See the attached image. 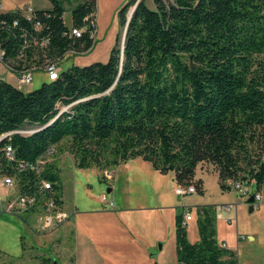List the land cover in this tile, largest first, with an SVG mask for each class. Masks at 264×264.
Here are the masks:
<instances>
[{"label": "trees", "instance_id": "1", "mask_svg": "<svg viewBox=\"0 0 264 264\" xmlns=\"http://www.w3.org/2000/svg\"><path fill=\"white\" fill-rule=\"evenodd\" d=\"M51 1L52 7L38 12L40 30L17 10L0 13V43L16 70L40 68L47 59L60 63L71 49L93 46L90 31L68 34L63 0ZM70 1L75 26L85 25L97 10V0ZM152 2L130 0L122 7L124 43L119 33L107 61L73 65L29 92L0 82L2 179L15 176L24 193L37 192L42 179L51 180L62 202L55 161L47 158L40 169L18 170L3 150L9 141L18 160L36 162L67 150L77 167L107 170L141 158L162 173L173 172L178 185L194 183L200 193L205 185L196 171L207 164L225 190L232 188L228 179L262 188L264 0ZM45 37V46H26L20 55L26 42ZM26 124L33 132L16 131ZM9 131H14L9 140L1 136ZM197 212L200 238L194 242L184 211L177 214L179 262L239 264L237 252L217 237L216 207L199 205Z\"/></svg>", "mask_w": 264, "mask_h": 264}, {"label": "rangeland", "instance_id": "2", "mask_svg": "<svg viewBox=\"0 0 264 264\" xmlns=\"http://www.w3.org/2000/svg\"><path fill=\"white\" fill-rule=\"evenodd\" d=\"M2 1L6 7L24 3L53 5L51 0ZM129 1L97 0L98 29L93 46L84 51H68L60 61L61 71L73 65L108 60L118 34L124 37L120 10ZM62 2L67 8L65 21L69 26L74 2ZM147 3L153 6L152 0ZM8 69L0 63V76L19 87L18 77ZM46 81L47 70L38 68L34 80L22 85L21 90L32 91ZM24 127L33 128L29 124ZM47 158L54 160L60 170L62 197L66 210L72 213V223L69 218L55 227H44L42 207L17 215L0 212V264H53L55 259L59 264H181L177 256L175 209L183 212L191 207L194 212L198 204L228 203L237 207V219H218V238L234 245L239 264H264V184L261 204L250 211L248 197L235 188L223 189L211 165H199L196 171V178L204 180L205 192L183 195L175 191L178 184L172 180V172L162 173L141 158L107 170L77 167L67 150H57ZM111 187L113 190L108 191ZM250 189L252 193L257 191L254 186ZM8 191L0 177V192ZM90 229L98 232L87 238L84 230L92 232ZM159 234L163 239H157ZM188 234L193 242L200 238L197 218L189 220ZM250 234L255 238L250 239ZM85 245L92 251L86 253Z\"/></svg>", "mask_w": 264, "mask_h": 264}, {"label": "built area", "instance_id": "3", "mask_svg": "<svg viewBox=\"0 0 264 264\" xmlns=\"http://www.w3.org/2000/svg\"><path fill=\"white\" fill-rule=\"evenodd\" d=\"M47 8L45 7H38L32 3H24L23 5H18L14 11H19L24 17L29 19L30 21L34 22L35 28L37 30H40L42 28V22L38 19V12L40 11H46ZM9 10L6 9L5 4L2 0H0V13L7 12ZM96 15L97 11L90 16H87L86 20L88 21L85 25L79 27L75 26L73 24L69 25L68 34L72 37H80L85 32L90 31L92 37L96 36V31L98 29L97 21H96ZM14 24H18V19L14 21ZM24 35H28V32L26 30L23 31ZM49 42V38L45 37L40 39H35L31 43H27L24 45V47L21 50L20 55H24L23 49H25L26 46L31 45H40L45 46ZM70 51H77L74 49H71ZM6 50L0 43V63H2L6 68H9L8 70L12 73H14L18 77L19 87L22 89V85L31 83L34 80V71L38 69L37 66H32L31 68H22L19 70H16L14 66L9 62V60L5 59ZM44 69L47 70L49 80H54L59 77L61 72V67L59 61H52L50 59H47L45 63L42 66ZM41 68V67H40ZM1 81H7V79L4 76H0V82ZM34 129L30 128H22L18 129L16 131H19L21 133H29L32 132ZM14 131H9L1 135L5 139H10V135ZM3 150L7 156V158L10 161L16 162V167L18 170H25V169H40L42 165H44L47 162V157L42 156L40 157L36 162H30L26 160H18L16 157V150L13 145L7 141L6 144L3 147ZM52 152V151H50ZM232 188L237 189L242 194L249 197L251 194L255 195V201L254 205L255 207L259 206L260 200L262 199V194L259 190L252 193L250 186L241 182L240 180L235 179H228L227 181ZM2 184L5 187L9 188V191L7 194L0 192V212L11 214V215H17L21 214L23 212H29V211H35L38 208L44 210L42 214L43 219V226L44 227H55L59 225L60 223L68 220L71 217V213L61 206L59 200L55 196L56 190L54 189V183L51 180L48 179H42L40 183L39 190L37 192H20L19 189H17L16 179L13 175H6L2 179ZM51 191L50 195L48 194L46 199H43V196L47 194L48 191ZM175 191L178 194H191L193 192L197 191V187L194 183L190 185H178L175 188ZM104 199H106V195L103 196ZM113 204V201L111 202ZM234 205L232 204H224L220 205V209H229L232 208ZM192 218L191 209L188 207L184 211V221L183 223L185 225H188L189 220ZM222 246L227 247V243L223 241Z\"/></svg>", "mask_w": 264, "mask_h": 264}, {"label": "crops", "instance_id": "4", "mask_svg": "<svg viewBox=\"0 0 264 264\" xmlns=\"http://www.w3.org/2000/svg\"><path fill=\"white\" fill-rule=\"evenodd\" d=\"M66 1H70V0H66ZM34 5H36V4H34ZM18 5H16V6H13V7H6V9L7 10H13V9H15L16 7H17ZM36 6H38V5H36ZM38 7H44V6H38ZM52 7V6H51ZM45 8H49V7H45ZM67 9V8H66ZM67 11V10H66ZM65 15H66V13H65ZM128 162H132V160H130V161H128ZM127 162V163H128ZM172 180L174 181V182H176L175 181V177H174V173L172 172ZM261 189H263V186H262V188ZM261 189L259 190V191H261ZM111 190H113V187H111ZM262 194V193H261ZM60 199L62 200V202H61V206L63 207V209H65L66 210V205H65V202H64V200H63V197H62V195H61V197H60ZM248 199V198H247ZM76 204V203H75ZM228 204H232L233 205V203H228ZM261 204V203H260ZM259 204V205H260ZM199 205H204V204H198V206ZM220 205H224V204H220ZM220 205H214L215 207H216V215H217V220L218 219H220V218H222V219H225V220H229V221H231L232 219H237V215H238V213L236 212L237 211V207H232V208H229V209H220ZM75 206V205H74ZM113 206H114V203H113ZM162 207V206H161ZM166 207V206H165ZM190 209H191V207H190ZM76 210V209H75ZM111 210H114V209H112L111 208ZM235 210V211H234ZM255 210V209H254ZM253 210V211H254ZM79 214L81 213V211H79L78 212ZM178 213H180L179 212V210H178V208H176L175 209V214L177 215ZM191 213H192V218L191 219H193V218H197L198 219V212H197V207L195 208V211L193 212L192 211V209H191ZM72 214V213H71ZM71 219L69 220V222H71L72 223V215H71V217H70ZM189 223V222H188ZM75 226V225H74ZM216 227H217V225H216ZM78 230V227H76L75 226V230ZM90 231H92V229H90ZM79 232H80V230H79ZM97 232L98 231H96V230H94V231H92V232H89V231H85L84 230V236L85 237H87V238H90L91 236L93 237L94 235H96L97 234ZM88 233V234H87ZM218 233V232H217ZM189 235V234H188ZM90 236V237H89ZM217 237H218V234H217ZM249 237H250V239H254L255 238V236L253 235V234H250L249 235ZM163 239V236L162 235H160L159 234V236L157 237V239ZM219 239V238H218ZM236 239H237V241H236V244L237 245H239V234H238V232H237V234H236ZM198 240V239H197ZM220 240V242L222 243L223 241H225L226 243H227V247L228 248H231V249H234L235 250V248H234V245L233 244H230V243H228L227 242V240L225 239V238H221V239H219ZM90 243H92V241L90 240ZM85 252L86 253H88V252H90V251H92V248H90L89 246H86L85 245Z\"/></svg>", "mask_w": 264, "mask_h": 264}, {"label": "water", "instance_id": "5", "mask_svg": "<svg viewBox=\"0 0 264 264\" xmlns=\"http://www.w3.org/2000/svg\"><path fill=\"white\" fill-rule=\"evenodd\" d=\"M133 11V10H132ZM126 29L127 26L125 27V32H124V38H125V34H126ZM123 43H124V39H123ZM108 191H111V188L108 189ZM248 203L250 204V211H253L255 209V205H254V201H255V195L251 194L248 199H247ZM53 264H59L57 259H55L53 261Z\"/></svg>", "mask_w": 264, "mask_h": 264}, {"label": "bare ground", "instance_id": "6", "mask_svg": "<svg viewBox=\"0 0 264 264\" xmlns=\"http://www.w3.org/2000/svg\"><path fill=\"white\" fill-rule=\"evenodd\" d=\"M33 132V131H32Z\"/></svg>", "mask_w": 264, "mask_h": 264}]
</instances>
